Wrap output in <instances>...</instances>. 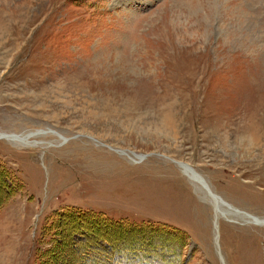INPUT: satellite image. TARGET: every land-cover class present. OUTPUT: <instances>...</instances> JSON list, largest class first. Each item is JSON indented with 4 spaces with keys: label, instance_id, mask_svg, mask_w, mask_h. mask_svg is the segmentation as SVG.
<instances>
[{
    "label": "rangeland",
    "instance_id": "rangeland-1",
    "mask_svg": "<svg viewBox=\"0 0 264 264\" xmlns=\"http://www.w3.org/2000/svg\"><path fill=\"white\" fill-rule=\"evenodd\" d=\"M261 221L264 0H0V264H264Z\"/></svg>",
    "mask_w": 264,
    "mask_h": 264
},
{
    "label": "trees",
    "instance_id": "trees-1",
    "mask_svg": "<svg viewBox=\"0 0 264 264\" xmlns=\"http://www.w3.org/2000/svg\"><path fill=\"white\" fill-rule=\"evenodd\" d=\"M56 217H59L61 223L64 224L65 226V230L67 231H74L75 229H77V233L75 234V243L74 244H79L80 242H82L83 240H85L84 242H86L89 237L93 236V233H91L89 230L90 228H98V229H102L103 226L105 225V219L102 218L100 219L99 215H92L91 213H83V212H75L72 210H69L67 212H60L57 213ZM92 221V225L85 223V220H89ZM104 221V225L101 226L100 223ZM96 223V224H95ZM112 229H110V233H108V235L106 234V240H107V236H111L113 237V233H117V232H128L129 230L125 231V228H127V226L125 224L122 223H115L112 226ZM66 231L67 236H70V233ZM101 231V230H100ZM88 236V237H87ZM77 237H81L82 239H80L79 241L76 239ZM125 237V236H124ZM114 238V237H113ZM104 240V239H102ZM108 242L105 243H100L96 245L94 243L90 244H84L82 245L81 248H83L82 250H80L78 247L75 249L76 251L73 253L72 252V261H70L68 264H109L108 260L110 259V257L113 255L114 252H122L124 253V251L126 250V252L129 254L128 256L131 257L132 254H139V253H144L141 256H139V259L137 261H133L131 260V258L136 259L137 256L131 257L129 258L131 263L133 264H139L141 261L143 264H148V261L150 259H152V252L150 250H148V252H143L141 251H137L135 249V247H137L139 245V242L132 240L131 242H127L124 241L121 243H118L117 246L115 247L114 243H112V240H107ZM71 244V241L69 243V245ZM96 248H95V247ZM80 247V246H79ZM126 248V249H125ZM125 249V250H124ZM133 249V250H132ZM140 249V248H137ZM118 254V253H116Z\"/></svg>",
    "mask_w": 264,
    "mask_h": 264
},
{
    "label": "bare ground",
    "instance_id": "bare-ground-1",
    "mask_svg": "<svg viewBox=\"0 0 264 264\" xmlns=\"http://www.w3.org/2000/svg\"><path fill=\"white\" fill-rule=\"evenodd\" d=\"M14 137L16 140H18L19 137L17 136H12ZM20 142H23L21 139H19ZM180 167H182V169L195 181H198L203 187L204 189L207 191V195L210 196V199L212 200V202L215 204V207L218 208L219 206H224L226 207L227 204L220 200L217 196H215L208 188V186L206 185L205 181L196 173L194 172L189 166L187 165H180ZM210 192V193H209ZM230 207V206H227ZM238 212V211H237ZM264 223V221H261Z\"/></svg>",
    "mask_w": 264,
    "mask_h": 264
}]
</instances>
